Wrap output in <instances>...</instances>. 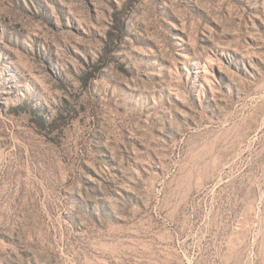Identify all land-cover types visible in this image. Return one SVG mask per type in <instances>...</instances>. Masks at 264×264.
<instances>
[{
  "label": "rangeland",
  "instance_id": "obj_1",
  "mask_svg": "<svg viewBox=\"0 0 264 264\" xmlns=\"http://www.w3.org/2000/svg\"><path fill=\"white\" fill-rule=\"evenodd\" d=\"M0 264H264V0H0Z\"/></svg>",
  "mask_w": 264,
  "mask_h": 264
}]
</instances>
